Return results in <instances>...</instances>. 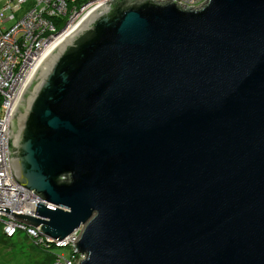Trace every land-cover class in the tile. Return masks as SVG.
<instances>
[{
  "label": "water",
  "instance_id": "1",
  "mask_svg": "<svg viewBox=\"0 0 264 264\" xmlns=\"http://www.w3.org/2000/svg\"><path fill=\"white\" fill-rule=\"evenodd\" d=\"M12 212L79 264H264V0H111L11 112Z\"/></svg>",
  "mask_w": 264,
  "mask_h": 264
},
{
  "label": "built area",
  "instance_id": "2",
  "mask_svg": "<svg viewBox=\"0 0 264 264\" xmlns=\"http://www.w3.org/2000/svg\"><path fill=\"white\" fill-rule=\"evenodd\" d=\"M107 1L111 0H6L0 7V226L7 237L25 230L38 245L71 248L69 258L56 255L53 264H79L85 257L84 253L75 251L82 227L64 241H57L43 236L37 228L12 214L37 216V204L44 201L18 184L12 175L11 112L48 52L92 9ZM207 1L176 0L181 6L191 8H199ZM27 4L30 8L18 17V12Z\"/></svg>",
  "mask_w": 264,
  "mask_h": 264
},
{
  "label": "rangeland",
  "instance_id": "3",
  "mask_svg": "<svg viewBox=\"0 0 264 264\" xmlns=\"http://www.w3.org/2000/svg\"><path fill=\"white\" fill-rule=\"evenodd\" d=\"M5 2L6 0H0V7ZM29 8V4L24 5L18 12V17L23 16ZM52 252L55 255L69 258L71 248L55 246ZM47 256L39 251V246L35 245V238L27 235L26 231L19 230L16 235L7 237L0 226V264H38L37 262H41L44 258L47 260ZM49 264H53V259Z\"/></svg>",
  "mask_w": 264,
  "mask_h": 264
},
{
  "label": "trees",
  "instance_id": "4",
  "mask_svg": "<svg viewBox=\"0 0 264 264\" xmlns=\"http://www.w3.org/2000/svg\"><path fill=\"white\" fill-rule=\"evenodd\" d=\"M35 245H36V243H35ZM37 246H39V251H42L43 253L48 255L47 260H46V258H44L41 262H37V263L38 264H49L52 261V259H53V263H54L56 255L53 254L52 249L55 246L53 244H51L50 246L49 245L48 246H42V245L37 244Z\"/></svg>",
  "mask_w": 264,
  "mask_h": 264
},
{
  "label": "bare ground",
  "instance_id": "5",
  "mask_svg": "<svg viewBox=\"0 0 264 264\" xmlns=\"http://www.w3.org/2000/svg\"><path fill=\"white\" fill-rule=\"evenodd\" d=\"M58 43V42H57ZM25 231V230H24Z\"/></svg>",
  "mask_w": 264,
  "mask_h": 264
}]
</instances>
